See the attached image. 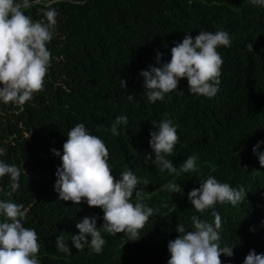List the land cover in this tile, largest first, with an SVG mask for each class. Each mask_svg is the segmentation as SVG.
I'll use <instances>...</instances> for the list:
<instances>
[{
  "label": "trees",
  "instance_id": "obj_1",
  "mask_svg": "<svg viewBox=\"0 0 264 264\" xmlns=\"http://www.w3.org/2000/svg\"><path fill=\"white\" fill-rule=\"evenodd\" d=\"M50 6L59 15L47 45L51 60L43 91L23 105L0 102V161L22 169L15 190L7 174L0 177V200L24 205V226L39 237L40 264H167V244L178 236L177 224L191 228L192 215L211 223L213 211L222 218L220 247L233 252L220 256L222 264H243L250 250L264 253V167L252 151L261 142L257 151L264 152V7L251 0H52ZM42 7L35 5L25 14L42 20ZM200 31H225L231 39L230 47L217 48L223 59L217 94H189L186 79H179L174 92L150 102L139 73L158 66L157 53L163 54L161 63L168 62L174 42ZM118 116H127L128 122L113 136L110 126ZM165 118L172 120L179 137L166 158L179 169L195 154V172L176 175L145 162L147 155L154 156L149 132ZM78 123L104 140L114 177L128 169L141 181L149 180L138 188L146 193L144 203L159 209L139 230L138 240L102 232L106 243L99 254L88 246L75 249L70 236L79 234L75 225L86 216H96L100 227L102 209L83 200L79 205L60 200L54 190L62 145ZM100 124L104 127L97 131ZM209 176L244 187L245 200L197 213L188 192ZM169 181L183 192L161 190ZM60 232L66 233L70 255L55 247Z\"/></svg>",
  "mask_w": 264,
  "mask_h": 264
},
{
  "label": "clouds",
  "instance_id": "obj_2",
  "mask_svg": "<svg viewBox=\"0 0 264 264\" xmlns=\"http://www.w3.org/2000/svg\"><path fill=\"white\" fill-rule=\"evenodd\" d=\"M52 0H0V102L23 105L33 98V94L43 91L45 77L51 60V52L47 45L51 42L57 28L59 13L52 8ZM76 3L77 0H72ZM256 6L264 7V0H251ZM35 5H43L40 9L42 20L34 21L25 10ZM46 9V10H45ZM219 46L230 47L231 39L225 31L215 33L200 31L192 37L185 34L179 43L174 42L170 48L171 59L161 63L162 53L155 59L158 66H149L139 75L144 79V88L150 102L163 100L165 94L174 92L179 79H186L189 94L214 97L219 91L221 66L223 59L218 53ZM253 51L252 44L247 45ZM120 86L125 88L126 82L119 79ZM184 95L183 92L177 93ZM129 101L134 98L126 96ZM127 116H118L110 126L113 136L119 134V125L127 124ZM104 126L97 125V131ZM155 131H150L148 141L153 155L145 157L146 163L155 165L159 171L169 173L195 172L197 155H189L179 166L174 167L170 159L179 139L171 119H162L158 125L153 124ZM63 143L62 164L56 170L54 190L59 199L71 201L79 205L81 201L89 207H99L103 211V223L97 227L96 216H86L76 223L78 235H69L72 245L77 250L88 246L92 252L101 253L106 243L102 236L107 233L116 236L126 233L128 241L140 238L139 230L147 223L150 216L159 209L148 207L144 200L146 193L139 189L142 182L145 186L150 182L141 181L131 170L125 169L117 179L112 174L108 163L109 152L104 140L93 135L83 123H78L67 133ZM261 142L253 147L259 164L264 167V152H258ZM54 155L60 153L51 150ZM23 173L26 174L23 169ZM8 175L13 181L12 188H19L22 169L15 164L9 165L0 161V177ZM161 190L169 193H182L180 185L169 181ZM244 187L233 188L228 183H221L209 176L200 181V186L188 192V199L197 213L213 208L217 203L228 202L231 205L241 204L245 200ZM135 193V201L133 194ZM150 198V197H148ZM165 206L166 205H162ZM0 264H40L39 237L35 229L24 226L26 211L23 204L0 200ZM210 223L198 215H192L191 228L177 224L178 236L170 240L167 250L170 258L167 264H222V254L232 256V247H220L219 229L222 218L219 212H212ZM66 233L60 232L55 238L57 251L71 254ZM243 264H264V253L257 254L250 250Z\"/></svg>",
  "mask_w": 264,
  "mask_h": 264
}]
</instances>
